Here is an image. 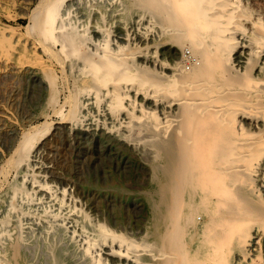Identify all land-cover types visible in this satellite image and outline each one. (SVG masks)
<instances>
[{"label": "bare ground", "instance_id": "bare-ground-1", "mask_svg": "<svg viewBox=\"0 0 264 264\" xmlns=\"http://www.w3.org/2000/svg\"><path fill=\"white\" fill-rule=\"evenodd\" d=\"M131 1L138 9L136 34L146 39L149 31L155 32L152 49L131 50L117 41L113 49L104 39L90 38L91 0H40L42 14L31 17L26 33L38 35L42 52L58 61L61 75L73 77L82 96L92 94L97 105L103 90L102 111L112 123L124 131L132 128L140 138L147 133L170 137L171 248L155 250L98 221L93 224L75 209V198L55 191L36 174L23 175L31 181L29 191L48 195L56 205L52 214L81 241L82 264H110L107 256L133 264H264V0ZM123 36L127 41L133 34ZM19 41H12V54L37 53ZM167 41L181 48L188 44L195 59L189 70L179 61L159 58L157 49ZM41 67L51 73L47 83L53 88L52 72L43 63ZM91 79L99 86L90 85ZM137 96L152 105L145 106ZM65 104L74 115L78 102L68 98L55 112L61 114ZM40 133L33 127L23 131L13 162L27 161ZM201 214L205 220L199 224ZM5 234L0 264H20L23 236L14 229ZM140 254L148 258L142 261Z\"/></svg>", "mask_w": 264, "mask_h": 264}, {"label": "rangeland", "instance_id": "rangeland-1", "mask_svg": "<svg viewBox=\"0 0 264 264\" xmlns=\"http://www.w3.org/2000/svg\"><path fill=\"white\" fill-rule=\"evenodd\" d=\"M39 1L0 0V243L6 241L5 233L14 229L23 236L20 264H82L81 241L61 217L52 214L56 205L48 195L29 191L31 181L23 175L36 174L55 191L75 198V209L93 224L98 221L126 240L148 244L155 250L171 248L167 235L169 230L168 234L173 233L169 226L170 137L147 133L142 139L132 128L124 131L102 111L101 105L107 99L102 89V100L96 105L91 102L95 100L92 94L87 98L75 89L70 74L61 75L58 61L42 52L38 35L34 31H28L32 35L26 33L31 17L42 14ZM91 5L90 38L104 39L113 49L115 41L131 50L154 47V31H149L146 39L136 34L133 23L138 9L131 0H91ZM124 32H131L132 38L126 41ZM17 39L19 44L30 43L37 53L23 56L16 50V55L12 54L11 43ZM181 46L164 42L157 49L158 56L169 63L179 61L184 70H189L192 64L186 67L182 60L183 50L189 47L186 42ZM138 59L141 63L145 60L143 56ZM39 62L52 72L53 88L47 83L51 73L45 72ZM90 85L98 87L99 82L91 79ZM64 98L78 102L74 115L69 114L68 104L61 114L55 112L59 104H64ZM136 99L145 106L152 105L142 96ZM29 126L41 133L27 153V172L25 163L17 165L11 156ZM63 215L66 217V213ZM204 220V215L197 216L199 224ZM107 258L110 264H133L125 258L115 262ZM138 258L143 261L148 257L140 254Z\"/></svg>", "mask_w": 264, "mask_h": 264}, {"label": "built area", "instance_id": "built-area-1", "mask_svg": "<svg viewBox=\"0 0 264 264\" xmlns=\"http://www.w3.org/2000/svg\"><path fill=\"white\" fill-rule=\"evenodd\" d=\"M183 60L186 63V67L191 65L192 63H195V59L191 56V53L188 49H185L182 53Z\"/></svg>", "mask_w": 264, "mask_h": 264}]
</instances>
